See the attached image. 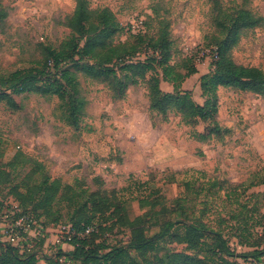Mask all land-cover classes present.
<instances>
[{"label":"rangeland","instance_id":"374dc122","mask_svg":"<svg viewBox=\"0 0 264 264\" xmlns=\"http://www.w3.org/2000/svg\"><path fill=\"white\" fill-rule=\"evenodd\" d=\"M87 1L92 10L108 8L114 13L122 28L114 45L137 49L144 43L140 33L153 42L166 31L171 62L179 69L188 64L197 68L183 85L199 104L204 103L200 77L213 69L212 45L221 38L217 27L221 11L244 8L264 17V0ZM76 5L77 0H0V9L8 13L0 28V76L42 69L49 49L61 50L73 35L68 23ZM141 22L144 32H139ZM84 32L79 35L83 42L86 25ZM230 56L238 64L264 67V22L244 31ZM77 59L74 55L66 61L77 81L76 90L68 88L67 99L72 95L84 99L76 126L66 116L69 103L63 105L56 94L25 91L13 94L12 103L0 100L2 212L17 206L16 191L26 192L28 185L48 174L63 185L80 182L89 191H116L122 210L118 225L105 231L104 243L110 246L129 245L130 222L152 236L163 223L174 221L205 223L224 235L236 253L254 250L240 245L239 239L264 249V185L258 184L264 172V94L219 88L216 120L221 130L208 136V122L187 125L175 112H151L147 80L129 81L126 96L120 99L112 75L93 77L86 60ZM162 88L173 89L168 82ZM69 197L62 191L48 211L39 209L43 215L39 225L78 220ZM101 219L97 215L94 220ZM47 236L42 248L37 241L31 244L39 251V264H46V258L60 249L70 251L71 245L57 247L52 234ZM184 251L212 254L206 246L190 250L167 236L146 259L149 264H166L160 259L167 253ZM237 261L263 264L251 258Z\"/></svg>","mask_w":264,"mask_h":264},{"label":"trees","instance_id":"16d2710c","mask_svg":"<svg viewBox=\"0 0 264 264\" xmlns=\"http://www.w3.org/2000/svg\"><path fill=\"white\" fill-rule=\"evenodd\" d=\"M7 16L8 13L0 9V28L4 26ZM263 22L264 17L250 9L221 11L217 20L221 38L212 45L215 59L213 69L200 77L204 103L199 104L194 100L191 91L183 86L190 76L197 73V68L195 65L186 64V67L179 69L178 65L171 62V45L166 31L153 42L144 38L142 34L145 33H140L139 37L144 43L137 49L129 50L125 43L114 45V36L122 31L114 13L108 8L92 10L87 0H77L74 14L68 23V27L73 31L71 38L63 44L61 50L49 49V56L42 69H31L23 75L17 72L1 75L0 100L12 103L13 94L25 91L56 94L63 105L69 103L66 116L76 126L84 99L72 95L68 100L66 95L68 88L76 90L75 76L66 68V61L75 55L79 57L75 60L77 63L86 60L87 65L84 66L93 77L112 75L118 85L116 97L122 99L126 96L129 81L132 84H140L147 80L151 112H175L187 125H195L202 120L210 124L208 136L217 134L221 130L216 120L219 88L264 94V67L238 64L230 56L231 49L239 43L243 32L261 26ZM85 25L87 35L83 42L80 36L85 34ZM95 53L98 59L94 58ZM142 55L143 59L140 58ZM91 61L92 64L89 63ZM149 74L151 75L148 78ZM163 81L172 85L171 92L163 90ZM197 135L203 138L206 136ZM258 184L264 185V172ZM62 191L69 192V201L76 207L74 214L78 215V220L67 223L71 224L76 232L72 240L73 249L67 252L58 250L46 258V264H149L146 258L156 251L167 236L179 243H185L190 250L206 246L212 254L200 256L185 251L171 252L167 253L164 259H160L166 264H239L237 258L244 261L250 258L254 261L264 259V249L259 250V245L254 242L244 243L239 239L240 245L249 246L254 250L236 253L231 250L224 235L205 223L195 222L167 221L163 223L160 231L152 236H147L142 227L130 222L128 224L132 233L129 245L118 243L110 246L104 243L105 231L118 225V213L122 210L115 201L116 191L109 193L101 188L89 191L80 182L63 185L60 179H51L48 174H44L38 183L28 185L26 192L16 191L15 200L20 209L16 218L32 216L40 221L43 215L39 214L38 210L48 211ZM31 205L33 207H30ZM97 215L103 219L95 221ZM43 224L46 228L56 226L59 222L53 220ZM179 225L183 229L182 233L177 232ZM87 228L93 230L84 234ZM34 241H37L40 248L45 243L44 239ZM33 242L23 248L0 242V264H39V251L31 246ZM131 249H134L136 254H133Z\"/></svg>","mask_w":264,"mask_h":264},{"label":"built area","instance_id":"2783aa9c","mask_svg":"<svg viewBox=\"0 0 264 264\" xmlns=\"http://www.w3.org/2000/svg\"><path fill=\"white\" fill-rule=\"evenodd\" d=\"M133 26V25H132ZM142 29L139 32H144V25L141 22ZM133 32H135L132 29ZM141 58V57H140ZM20 209L16 206L12 211L8 210L5 213H0V242L11 244L19 248L28 246L34 240H45L47 243L49 228L39 225L38 221L32 216H16L19 214ZM12 219L10 220V218ZM54 227L55 246L68 244L72 245V240L76 232L71 224L58 225ZM51 228V227H50ZM93 229L87 228L84 234L90 233ZM264 261V259H262Z\"/></svg>","mask_w":264,"mask_h":264},{"label":"crops","instance_id":"0c3cea01","mask_svg":"<svg viewBox=\"0 0 264 264\" xmlns=\"http://www.w3.org/2000/svg\"><path fill=\"white\" fill-rule=\"evenodd\" d=\"M164 83H166V82L163 81V82L161 83V86H163ZM183 86H184V85H183ZM49 232L52 234V237H53L52 240H53V239H54V234H53V233H54V227L49 228ZM63 248H64V247H63ZM68 250H72V247L69 246V247H68ZM261 262H263V264H264V261H263L262 259H261V261H260L259 263H261ZM261 264H262V263H261Z\"/></svg>","mask_w":264,"mask_h":264}]
</instances>
